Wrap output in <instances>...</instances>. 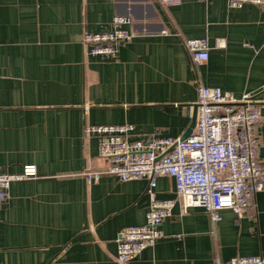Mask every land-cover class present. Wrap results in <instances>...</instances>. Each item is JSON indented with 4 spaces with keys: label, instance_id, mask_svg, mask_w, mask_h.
<instances>
[{
    "label": "crops",
    "instance_id": "crops-1",
    "mask_svg": "<svg viewBox=\"0 0 264 264\" xmlns=\"http://www.w3.org/2000/svg\"><path fill=\"white\" fill-rule=\"evenodd\" d=\"M129 15L131 39L116 56L88 54L85 30ZM206 37L195 65L185 37ZM223 38L224 46H216ZM220 86L259 105L264 164V6L226 0H0V170L33 163L0 203V264H212L264 253V187L242 215L212 220L184 207L171 175L155 176L157 198H174L162 235L127 261L116 236L141 224L148 179L105 169L87 125L131 123L132 137L182 136L196 111V86ZM100 170L88 181L86 171Z\"/></svg>",
    "mask_w": 264,
    "mask_h": 264
},
{
    "label": "built area",
    "instance_id": "built-area-1",
    "mask_svg": "<svg viewBox=\"0 0 264 264\" xmlns=\"http://www.w3.org/2000/svg\"><path fill=\"white\" fill-rule=\"evenodd\" d=\"M231 8L243 4L264 6V0H226ZM129 15H113L109 25L85 30L81 41L88 54L116 56L118 44L131 39ZM183 44L195 65L207 58L210 45L206 37H185ZM218 38L216 46H224ZM195 121L185 136L132 137L131 123L87 125L83 132L97 137L99 154L108 160L106 171L121 180L148 179L150 200L141 224L121 228L116 240V259L127 261L162 235L161 222L171 214L174 198H157L155 176L174 178L175 191L184 207L201 206L209 217L220 219L219 210L230 208L242 215L254 193L264 187V164L258 153L260 140L255 125L260 118L259 105L249 93L235 96L220 86H196ZM36 174V166L27 163L18 171L0 170V203L10 198L13 180ZM88 181L97 180L100 170L86 171ZM212 264H264V253L236 254Z\"/></svg>",
    "mask_w": 264,
    "mask_h": 264
},
{
    "label": "water",
    "instance_id": "water-1",
    "mask_svg": "<svg viewBox=\"0 0 264 264\" xmlns=\"http://www.w3.org/2000/svg\"><path fill=\"white\" fill-rule=\"evenodd\" d=\"M195 106H196V105H195ZM194 121H195V114L193 115V119H192V121L190 122V124L188 125V127L186 128V130H185V132L183 133L182 137L187 136V135L191 132V130H192L193 126H194Z\"/></svg>",
    "mask_w": 264,
    "mask_h": 264
}]
</instances>
